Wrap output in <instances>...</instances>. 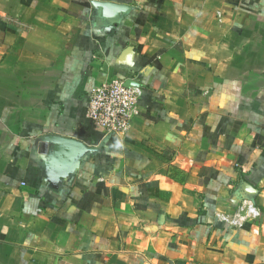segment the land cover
<instances>
[{
    "label": "crops",
    "instance_id": "crops-1",
    "mask_svg": "<svg viewBox=\"0 0 264 264\" xmlns=\"http://www.w3.org/2000/svg\"><path fill=\"white\" fill-rule=\"evenodd\" d=\"M92 1L0 0V264H264V0ZM50 135L100 150L61 173Z\"/></svg>",
    "mask_w": 264,
    "mask_h": 264
},
{
    "label": "built area",
    "instance_id": "built-area-1",
    "mask_svg": "<svg viewBox=\"0 0 264 264\" xmlns=\"http://www.w3.org/2000/svg\"><path fill=\"white\" fill-rule=\"evenodd\" d=\"M140 97L139 88L126 86L122 79H114L90 92L87 116L106 134L126 136L130 131ZM249 211L251 214L258 215V211L253 206H250ZM221 218L232 226L241 224L240 219L236 217L229 219L221 216Z\"/></svg>",
    "mask_w": 264,
    "mask_h": 264
},
{
    "label": "water",
    "instance_id": "water-1",
    "mask_svg": "<svg viewBox=\"0 0 264 264\" xmlns=\"http://www.w3.org/2000/svg\"><path fill=\"white\" fill-rule=\"evenodd\" d=\"M91 4L99 16L110 21H118L120 15L129 9L124 5L99 0H93ZM125 85L132 86L129 82H125ZM44 143L47 146H53L50 148V156L52 160H56L61 173H63L62 168L68 163L69 165L72 164V169H77L79 160L83 161L87 156H91L100 150V148L88 147L79 140L57 135L45 137Z\"/></svg>",
    "mask_w": 264,
    "mask_h": 264
}]
</instances>
